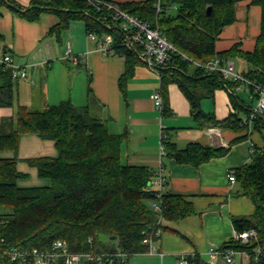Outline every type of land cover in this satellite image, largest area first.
I'll return each instance as SVG.
<instances>
[{
    "label": "trees",
    "instance_id": "16d2710c",
    "mask_svg": "<svg viewBox=\"0 0 264 264\" xmlns=\"http://www.w3.org/2000/svg\"><path fill=\"white\" fill-rule=\"evenodd\" d=\"M241 1L245 0H164L165 10L161 14L156 11L157 0L109 2L131 16L158 23L170 42L202 63L215 57L230 60L240 54L254 68L243 75L264 85V0H250L262 8V32L255 50L241 52L236 45L227 52H216V42L224 27L236 21L235 6ZM0 6L11 8L30 21H37L45 12L56 14L60 23L51 29L50 34H56L58 38L72 21H83L88 33H95L100 38L112 35L115 54L126 60V70L120 78L123 92L137 66L143 63L137 52L123 46V31L110 22L108 14L111 12L99 13L86 0H34L27 8H22L15 0H0ZM174 6L177 14L172 16L168 9ZM209 7L212 8L211 15H208ZM3 51L8 53L6 49ZM190 66L187 62L175 60L173 66L164 70L161 79L163 99L168 86L177 84L189 101L193 119L201 128L211 125L240 130L242 110L234 92L239 82L226 80L220 73H209L199 67L191 66L194 69L191 73ZM223 88L232 90V101L237 111L226 120L218 121L214 115L203 111L201 102L213 98L215 92ZM14 103L12 74L1 65L0 108H12ZM252 111L245 110L248 116ZM167 113L169 108L164 100L163 114ZM253 125L257 130L263 129L264 115L257 117ZM23 134H35L44 140L54 141L60 155L58 158L26 160L38 170L41 179L50 181L49 186L31 188L18 185L26 175L19 171L17 157L0 158V206L10 211L0 214V238H5L8 245L22 249H47L55 241L63 240L73 251L122 250L131 256L148 252L147 234L158 226L160 216L151 208V202L157 198L156 192L148 191L157 173L145 166L123 163L126 133H111L107 124L90 114L87 106L79 107L66 100L43 110L19 106L15 118L1 123L0 152L17 153ZM162 144L168 156L194 167L228 151L199 144L180 150L168 136ZM235 174L239 184L235 196L250 199L255 210L250 217H233V225L237 234L254 230L258 238L248 245L231 240L222 248L242 250L264 245V148L257 149L251 162L236 169ZM161 208L165 223H178L195 214L191 200L169 192L162 195ZM158 227L162 231L170 229L163 223ZM113 237L117 240H111ZM197 257L189 258V264H196ZM0 264L21 263L11 262L0 251ZM251 264H264V260Z\"/></svg>",
    "mask_w": 264,
    "mask_h": 264
},
{
    "label": "crops",
    "instance_id": "0c3cea01",
    "mask_svg": "<svg viewBox=\"0 0 264 264\" xmlns=\"http://www.w3.org/2000/svg\"><path fill=\"white\" fill-rule=\"evenodd\" d=\"M32 1L15 0L22 8L29 7ZM235 10L236 21L224 27L216 42L217 53L227 52L236 45L241 52H253L256 48L262 32V8L245 0L238 2ZM59 23L60 18L53 13L45 12L37 21H30L11 8L0 6V49H6L15 64L26 69L29 77L28 80L13 79L15 103L12 108H0V126L4 120L17 116L19 106L43 110L66 100L79 107L87 106L90 114L107 124L111 133H126L123 163L145 166L156 173L163 168L167 179L165 193L184 196L194 205L192 216L178 223L162 221L170 228L163 231L158 243L164 257H150L160 264H180L182 259L198 255L196 264H226L223 257L210 256L208 251L223 247L236 237L233 217H250L255 210L250 199L235 196L239 184H232L229 174L250 163L253 153L264 148V128L257 130L254 125L250 130L242 126L240 130L211 125L201 128L193 119L189 101L177 84H170L164 95L170 114H161L153 100L162 87L156 73L145 64H139L123 92L120 78L126 70L125 58L99 52L97 42L89 37L83 21H72L60 38L50 34ZM68 47L81 59L80 65L65 58ZM234 58L248 65L246 71L238 73L254 70L240 54L230 58L233 63ZM244 90L254 105L234 91L242 110L239 115L242 121L248 116L245 110L249 112L257 104L251 90ZM231 93L228 88L218 89L213 98H207L213 104L202 100L203 111L214 115L218 121L226 120L237 111ZM162 134L180 150L199 144L228 151L194 167L167 155L165 147H161ZM59 155L54 141L35 134L21 135L17 153L0 152V158H18V169L26 175L18 182L23 188L50 185L48 179L39 177L38 170L31 167L27 159L58 158ZM9 212L5 210L0 214Z\"/></svg>",
    "mask_w": 264,
    "mask_h": 264
},
{
    "label": "built area",
    "instance_id": "2783aa9c",
    "mask_svg": "<svg viewBox=\"0 0 264 264\" xmlns=\"http://www.w3.org/2000/svg\"><path fill=\"white\" fill-rule=\"evenodd\" d=\"M94 6L97 12L110 11L108 18L110 22L119 26L123 31V46L127 49L137 52L140 60L154 73L160 80L163 77V72L170 65L173 66L175 60L187 62L191 66L205 69L209 73H220L226 80L239 82L236 90L248 88L251 90L253 97L256 99V107L252 113L247 116L241 123V126L251 129L254 120L264 115V85L257 81L251 80L242 73L235 71L234 63L231 60H222L219 57L213 58L207 63H202L195 60L189 55L179 50L169 39L164 35L160 26L150 23L139 17L131 16L122 11L117 5L108 0H86ZM164 0H157L156 11L158 14L164 12ZM175 10L176 6L173 7ZM107 19V17H105ZM89 37L97 42L99 52L108 56L115 54V41L112 35H106L103 38L98 37L95 33H89ZM66 59H70L75 65H78L81 60L75 55L70 47H68L65 55ZM0 65L5 69L10 70L13 79H27L28 72L26 69L16 65L11 54L0 49ZM155 107L164 113V99L161 90L153 96ZM170 114V113H168ZM164 115V114H163ZM162 141L167 139L166 134L161 135ZM164 149V145H161ZM229 181L232 184L237 182L235 171L229 174ZM167 179L163 175V168L157 172L155 180L151 183L148 191L156 192V200L151 202V208L158 213V226L162 223V208L161 198L165 193ZM2 222H0L1 226ZM155 227L147 234L146 243L149 250L146 254L150 256L158 255L161 258L164 254L160 252L158 243L163 231L159 227ZM257 232L247 231L242 234H237L233 239L234 242L240 245H248L253 240H257ZM7 246V247H6ZM0 251L11 262L21 264H113L115 262L126 263V259L131 255L122 250L114 252H92V251H73L70 246L63 240H57L51 248H27L22 249L16 245H8L5 238H0ZM208 255L215 257H223L226 264H235L240 261L241 264L259 263L264 260V245H259L251 249H224L212 248L208 251ZM188 257L181 260L180 264H189Z\"/></svg>",
    "mask_w": 264,
    "mask_h": 264
},
{
    "label": "rangeland",
    "instance_id": "374dc122",
    "mask_svg": "<svg viewBox=\"0 0 264 264\" xmlns=\"http://www.w3.org/2000/svg\"><path fill=\"white\" fill-rule=\"evenodd\" d=\"M168 14H170L172 16L176 15L177 14V10H175L172 7L170 9H168ZM233 61L235 63V71L236 72H241V70L246 71V69H247L246 65L247 64L245 62L241 61V59H239V58H234ZM193 67H195V66H193ZM193 67H191V66L189 67L191 73L194 72L193 71L194 70ZM243 89H248V88L244 87V88H242V90L241 89L240 90H236L237 91V95H239L243 99H245L246 102L248 104H250L251 106L254 105V104H252L251 100L249 99V95L245 93L246 90L243 91ZM207 100H208V102L210 104H211V102L213 104V101H211L210 99H207ZM5 210H7V209H5L3 206L2 207L0 206V213L4 212ZM147 255L148 254L131 256L130 258L126 259V264H160L156 258L150 257V255H148V256ZM236 264H239V262L236 261Z\"/></svg>",
    "mask_w": 264,
    "mask_h": 264
},
{
    "label": "water",
    "instance_id": "95a60500",
    "mask_svg": "<svg viewBox=\"0 0 264 264\" xmlns=\"http://www.w3.org/2000/svg\"><path fill=\"white\" fill-rule=\"evenodd\" d=\"M211 12H212V8L209 7V8H208V15H211ZM0 47H1V46H0ZM111 240L115 241V240H117V238H116V237H113Z\"/></svg>",
    "mask_w": 264,
    "mask_h": 264
},
{
    "label": "bare ground",
    "instance_id": "6f19581e",
    "mask_svg": "<svg viewBox=\"0 0 264 264\" xmlns=\"http://www.w3.org/2000/svg\"><path fill=\"white\" fill-rule=\"evenodd\" d=\"M241 108V107H240ZM246 113V112H245ZM249 114V113H248ZM263 245V244H262ZM225 246H227V245H225ZM255 247V246H254Z\"/></svg>",
    "mask_w": 264,
    "mask_h": 264
}]
</instances>
